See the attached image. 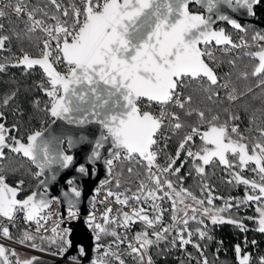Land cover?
<instances>
[{
  "label": "snow or ice",
  "instance_id": "snow-or-ice-1",
  "mask_svg": "<svg viewBox=\"0 0 264 264\" xmlns=\"http://www.w3.org/2000/svg\"><path fill=\"white\" fill-rule=\"evenodd\" d=\"M190 3L204 8L209 15L190 11ZM256 3L258 0H80L79 5L72 2L68 7H64L59 0H47L44 7L29 10L24 0H15L14 4L9 0L6 7H11L17 16L27 15L29 23L26 25V33L39 30L47 37L42 41L43 47L39 56L31 57L24 53L12 63L14 67L23 66L26 71L36 66L42 69L47 87L45 82L38 86L49 98L45 111L57 120L78 127L90 124L100 126L101 132L94 141L95 147L87 157L89 163L100 158L99 149L110 141L109 152L112 158L104 160L110 174L114 160H119L121 156L124 160H135L144 168V178L139 180L138 188L131 195L127 194L130 189H125L124 192L108 190L106 194V198L115 197L117 204L130 207L131 212L118 210V214L112 216L110 215L112 209L107 208L101 215L102 223H93L97 218L95 215L90 216V225L96 234L97 249L103 247L99 243L101 235L114 237V243L118 248L127 237L122 238L116 229H127L139 221L144 224L145 230L136 233L135 243L129 241L127 247L130 254L143 264L148 249L166 239L167 234L172 231L176 233L173 237V246L177 240L181 247L192 243L194 233L188 229L189 220L203 223L202 218L198 219L197 213H200L201 217L209 216L213 224L237 223L245 230L237 221L220 217L219 213L224 212L225 208L204 207V200L197 199L183 187L177 189L169 177L180 172L183 162L180 167L174 166L181 152L194 137L199 136L202 144L198 150L193 151L191 147H187L186 151V156L192 160V166L197 174L203 175L204 166L218 160L219 164L227 169H239L238 172H231L233 180L237 184L245 185L246 189H251V193L246 190L244 200H238L237 205L264 200V128L257 129L259 136L249 147L247 138L239 132L238 126L229 124V121L237 120L239 117L226 109L228 120L224 123H218L219 116L213 115L211 120L207 121L206 131L201 132L198 125L191 126L190 131H187L180 141L176 156L169 157L165 166L157 163L158 152L155 149L158 146V133L166 121L173 134L185 128L180 114L167 111V105L174 104L177 109L183 111L184 116L190 117L195 114L201 123L205 122V112L190 107L192 97L189 95L181 98L177 89L186 79H206L210 85L218 84V77L213 68L204 59V57L213 59L208 46L215 42V45H231L232 48L248 47L246 42L240 45L233 43L223 29H214L213 15L219 11L221 5H226L233 11L246 9L248 14L252 15L253 5ZM48 5H52L55 12H49ZM5 15L6 13L0 10V17ZM218 19L227 21L241 32L245 31L227 15L220 14ZM2 28L3 25L0 24V29ZM8 39L7 35H0V50L4 49ZM252 40L259 50L246 55L258 60L251 73L256 77L264 74V44L259 43L264 41V35L255 34ZM229 63L233 66L235 64L234 61ZM55 64H63L65 71H57ZM4 70L5 65L0 64V71ZM242 75L246 79L248 73ZM260 85H264V79L259 81L258 86ZM222 87L227 88L228 84ZM14 97L15 93L5 96L2 104L7 106ZM143 98L161 107L159 116L139 108L138 102ZM237 99V96L229 93V101ZM2 116L3 113H0V117ZM45 131L47 130L32 132L27 135L24 142L14 136L9 137V129L0 123V158H3L4 148L22 154L40 169L36 173L37 176L45 169L51 168L53 164L68 168L73 163V157L60 151L58 146L61 141L56 137H45ZM9 139L12 141L11 144L8 143ZM85 140L84 136L78 139L69 138L68 144L72 147ZM229 154L233 159H229ZM250 164L254 165L251 171L259 177L258 181L249 180L241 174ZM78 171L84 174L87 169L81 165ZM128 172L131 174L133 169L129 167ZM179 179L182 181V178ZM105 183L107 181L102 182V185ZM115 186L120 187L118 179ZM18 191L19 185L16 188L10 187L5 182V177L0 175V217L13 220L15 213L20 211L23 212L25 221H31L37 216L46 219L40 214L48 207V201L37 200L35 192L24 200H18L16 198ZM72 191L77 197L80 195L75 189ZM201 191H208L207 184L202 185ZM165 199L171 201L172 224L161 228L160 231L152 232L151 236L155 237L153 240L147 229L162 222L164 209L158 201ZM188 199L192 201L191 204L186 203ZM213 199L211 192L208 191L207 204L212 205ZM149 202L155 213L151 217L141 206ZM133 203L136 206L133 207ZM231 206L226 202V207ZM256 211L257 230L264 233V207H257ZM37 223L39 225V221ZM110 225L113 227L109 228ZM0 228H2L0 234L5 238H11L6 226L0 225ZM195 231L200 238L206 235L200 229ZM34 239L25 232L18 242L25 243ZM69 243L61 235L58 254L63 255ZM30 246L43 250L34 242ZM193 246L200 250L198 244ZM111 249V245L105 248L104 255L98 257L92 264H105L104 258L107 256L114 257L117 264H124L119 253ZM235 250L239 255L241 251L239 245ZM80 251L83 254V249ZM6 252L7 250L0 246L2 264H10ZM12 255L15 256L16 253L13 252ZM249 259L248 255H244L239 264H249ZM35 260V257L23 261L17 259L16 264H34ZM147 264H153L150 256L147 258ZM203 264H207L206 259ZM260 264H264V257L260 259Z\"/></svg>",
  "mask_w": 264,
  "mask_h": 264
},
{
  "label": "trees",
  "instance_id": "trees-1",
  "mask_svg": "<svg viewBox=\"0 0 264 264\" xmlns=\"http://www.w3.org/2000/svg\"><path fill=\"white\" fill-rule=\"evenodd\" d=\"M28 8L31 10L35 7H44L47 0H24ZM63 1H61L62 3ZM49 12H55L51 5H48ZM39 16V14H38ZM255 20L264 23V1L255 10ZM0 35H7L9 39L5 42L4 49L0 50V64L5 65V72L0 74V123L9 129L8 136L20 139L25 132L32 126L40 123L49 122V116L45 111L49 98L40 88H36L38 82L37 75L33 69L25 70L23 66L14 67L10 55L13 53L25 52L31 56H36V47L40 42L37 33H26V22L12 14L6 13L0 17ZM255 30H261L256 26H251L245 32L250 33ZM256 52V49L249 48L237 52L234 56H224L220 58L219 67L213 68L218 77L217 85H210L204 79L189 80L184 84L182 89L184 97L191 96L192 103L190 107L198 108L205 112V122L201 123L199 118L193 114L192 116H184L183 111L178 109L181 120L185 123V128L181 129L177 134H171L168 137L166 146L167 152L176 155L177 148L184 134L190 131L191 126L198 125L200 131H206L208 128L207 121L211 120L213 115L219 116L218 123H224L228 120L226 109L239 119L229 121L230 125L238 126L239 132L247 138V143L251 147V143H255V138L259 136L258 128H264V85H259L262 80L261 75L253 77L251 75L254 67L258 64V60H254L246 53ZM234 61L235 64L229 63ZM247 72V78H243V73ZM228 84L227 88L222 85ZM208 89V91H205ZM249 89H251L249 91ZM238 96L235 102L228 100L229 93ZM15 93L7 106L2 104L3 98L7 95ZM215 93V94H214ZM244 93V95H241ZM212 98L209 99L208 97ZM189 107V106H186ZM15 126V127H13ZM202 141L199 136L193 138V141L186 146L181 152L179 159L174 167L181 166L180 172L176 176H170L179 189L183 187L190 191L197 199L205 198L208 191L212 196L219 195L213 199L211 208H222V201H229L232 205L219 215L225 219L237 221L243 225V229L237 223H211L205 221V226H200L198 222L189 220L188 229L195 233L196 229H200L206 233L204 238L192 236L190 245L180 246L176 241L173 246V237L175 231L167 234L166 239L161 240L158 244H154L149 248L151 256L155 264H203L206 259L207 264H239V258L243 255L249 256V264H260V259L264 257V233L257 229L258 213L256 211V203L248 201L237 205V201H243L246 190L251 193V189H246L243 184H237L231 175L232 171L239 169H227L224 165L219 164L218 160L205 165L203 175L197 174L192 166V160L186 156L187 147H191L193 151L198 150ZM211 147V146H209ZM162 154L157 162L163 159ZM4 162L6 166L0 167V175L5 177V182L13 188L19 185V191L16 198L22 200L26 198L34 189L38 178L34 177L35 170L26 160L14 155L10 152L3 151ZM229 159H233L229 154ZM131 167L133 172L130 174L128 168ZM253 165L250 164L248 169L241 173L245 178L259 180V177L251 171ZM139 174V175H138ZM118 180L120 187L115 189H130L135 191L139 186V180L144 178V168L140 164H121L118 166ZM182 178V181L179 179ZM23 182L22 184L20 182ZM232 181V182H229ZM70 186L77 188L76 183H68ZM207 184L208 191L202 192V185ZM116 185V183H115ZM129 193V192H128ZM256 194V193H253ZM264 203V200H262ZM245 206H247L245 208ZM163 207L167 208L162 213V222L156 224L157 229L172 224L170 204L166 203ZM206 207V206H205ZM259 207V206H258ZM264 207V204L261 205ZM150 215V214H149ZM251 218V219H247ZM203 219V218H202ZM182 226V225H181ZM58 228L56 230H60ZM142 226H135L133 231L136 233L144 231ZM10 237L20 240L25 233L22 230L9 228ZM56 231L55 233H57ZM151 239V231L147 229ZM51 233L44 237H35L34 240L25 243H36L42 249L53 252L58 250L60 241L53 243L50 237ZM185 235V234H184ZM32 236V235H31ZM255 241V243H253ZM192 244H198L200 250H196ZM239 245L240 253L236 252V246ZM12 251L7 250L6 255L10 264H16L17 257L12 255ZM58 253V252H56ZM126 264H136L133 254H129Z\"/></svg>",
  "mask_w": 264,
  "mask_h": 264
},
{
  "label": "built area",
  "instance_id": "built-area-1",
  "mask_svg": "<svg viewBox=\"0 0 264 264\" xmlns=\"http://www.w3.org/2000/svg\"><path fill=\"white\" fill-rule=\"evenodd\" d=\"M70 3L75 2L77 5L80 4V0H69ZM12 3H15V0H12ZM24 3L27 5V3L24 1ZM9 4V0H0V10L4 11L5 13L12 14L26 22V25L29 23L28 17L26 14H21L20 16H17L11 7H6V5ZM30 10V9H29ZM39 17V16H38ZM48 23H52V21H48ZM34 33H37L40 37V42L36 47V56H31V57H37L40 54V51L43 47L42 41L46 39L47 37L45 34L39 30L35 31ZM255 34H261L264 35V30L262 31H253L250 33H245V32H238V31H232L228 33L227 35L230 36L231 40L233 43L240 45L242 43H247L248 47H236L232 48L231 45H215V43H212L211 45L208 46L209 50L212 52L213 59H209L208 57H204L205 62L209 64L210 67L212 68H218L219 67V62L220 58L224 56H234L237 52L249 48H254L256 50H259V48L256 46V43L252 40L253 35ZM260 44H264V41H260ZM54 46V45H53ZM203 48L204 46L201 45ZM25 52H19V53H13L10 55V59L12 62H14L15 58L21 57ZM55 67L57 71L64 72L65 67L63 64H55ZM35 72V76L37 75L38 77V82L35 84L36 88H40L38 85H40L42 82H45V86L47 87L45 77L44 75L38 70V69H33ZM4 71H0V74H3ZM261 78L264 79V74L261 75ZM190 79H186L184 83L178 87L177 92L180 94L181 98L184 97L182 89L184 87V84L188 82ZM41 89V88H40ZM235 96V92L231 93ZM238 97V96H237ZM236 101V100H235ZM232 101V102H235ZM138 106L142 111H150L153 114L159 116L161 112V107L156 104L155 102H149L147 99H141V101L138 102ZM167 111L169 112H177L178 109L175 107L174 104H169L166 106ZM48 113V112H47ZM48 122L40 123L38 125L30 127L24 134V136L20 139H22L24 142L26 140L27 135L31 134L32 132L35 131H41ZM173 134L168 126H167V121L165 122V126L160 130L158 133L157 139H158V146L156 147V151L158 152V157L157 160L161 157L163 154L164 157L161 161L157 162L161 166H165L168 158L169 157H175L176 155H171L167 152L166 146L168 144V137ZM112 155H106L102 158L101 160V168L102 170L107 174V178L104 181H107V183L102 185L101 181L97 185H95L91 191V203L85 207L84 214L79 215L77 210H70V209H65L63 214L60 213L59 209V203L56 198L51 197L48 203V207L44 209V211L40 214L41 216L46 217V219H40V216H37L35 219L31 221H25L23 212L17 211L15 213V218L13 220H8L4 217H0V225L1 223H5L6 227L9 228H14V229H19L24 232L29 233L32 236L35 237H44L48 235L49 233L53 232L54 229L62 228L61 226L64 225L65 227L71 223L77 220L78 218L81 219L83 222V225L86 228V232L91 238L92 244L90 247V254H91V262L90 263H82L75 257L68 256L65 259L61 258L60 254L53 255L54 252H49L47 250H38L32 248L30 245L32 243H19V240H16L14 238H5L2 234H0V246H3L6 250H10L12 252H18L25 254L28 257L35 256V257H41L45 258L48 260L52 261H62L64 264H92L94 260H97L98 257H102L105 252V248H107L109 245L112 246V251H116L119 253L120 258L123 259L124 264H126L127 259H129V254L130 250L127 247V243L129 241L135 243L134 237H135V232L133 231V228L135 226H142L145 228L144 224L142 222H135L133 223L129 228H117L116 231L119 233V235L123 237H127V240L119 244V247H116V243H114L115 238L112 237L111 235H101V239L99 243L103 245V247L97 249V241L95 238V232L93 231V227L90 225V216L95 215L97 220L93 223L100 222L102 223L101 220V215L107 208H111L112 212L110 215L116 216L119 211H125V212H131L130 207L122 206L120 204H117L115 202V197H107L106 194L108 190H112L113 192H124V190H119L115 189L113 186H115V183L117 181V173H118V166L121 164H137L135 160H124L123 156L119 160H114V167L111 172L109 173L107 167L104 164V160L106 159H111ZM34 177L37 178L36 173L34 174ZM136 191V190H135ZM132 191V192H135ZM132 192L127 193L128 195H131ZM131 203V202H130ZM132 206H136L134 203ZM142 207H144L147 210L148 215L149 209H148V204H142ZM71 213H75V215H72ZM150 216V215H149ZM39 221V225L37 223ZM39 227V231H37V228ZM113 227L112 225L109 226V228ZM63 230H66L65 228H62ZM151 232L154 231H159L155 225L153 228H148ZM68 232V230H67ZM2 233V231L0 232ZM36 244V243H35ZM138 246V245H137ZM38 248L42 249L39 245ZM81 248L78 247V252L80 251ZM151 257L153 264L154 260L151 256V253L148 249L147 254L144 258L143 264H147V258ZM135 257V256H134ZM75 258V259H72ZM105 259V264H117L116 260L112 256H107L104 258ZM136 264H140V261L137 257H135Z\"/></svg>",
  "mask_w": 264,
  "mask_h": 264
},
{
  "label": "water",
  "instance_id": "water-1",
  "mask_svg": "<svg viewBox=\"0 0 264 264\" xmlns=\"http://www.w3.org/2000/svg\"><path fill=\"white\" fill-rule=\"evenodd\" d=\"M189 5H194L201 11L200 13L203 15H209V13H207L206 10L199 5L195 3H190ZM220 14L229 16L240 25H253L260 28L261 30H264V23H260L252 19L254 14L249 15L246 9H237L236 11H233L226 5H221L219 11L213 15V19L215 21L213 27L216 23L221 22L227 24L232 30L240 31L233 28L232 25L227 23V21L218 19ZM32 69H38L44 75L42 69L39 68V66L33 67ZM204 80L206 81V79ZM48 116L49 122L42 129L47 130L45 131V137L58 138L61 141L58 146L59 150L65 155H71L73 157V163L69 165L68 168H61L59 165L53 164L51 168L45 169L41 175L37 176L38 182L29 195L35 192L37 193V200L44 199L47 200L48 203L50 198L54 197L59 203L61 214H63L65 209H70L77 210L79 215H82L84 214L85 207L91 203V191L93 187L107 178V174L101 168V160L106 155H112L109 152L111 143L110 141L106 142L104 146L99 149L100 158L89 163L87 157L91 154L92 149L95 147L94 141L100 135V126L96 124H90L83 127H78L73 124H68L65 121L57 120L51 117L49 113ZM81 136L86 137L84 142L76 143L72 147L69 146V138L78 139ZM11 143L12 141L9 144ZM3 151L10 152L29 162V164L35 170V173L40 171L39 168H37L28 158L24 157L22 154L13 153L9 148H4ZM81 165H84V167L87 169V172L84 174L78 171V168ZM42 181L43 183H41ZM69 182L76 183L77 188L70 186L68 184ZM72 189L78 191L80 195L77 197ZM1 225L6 226L5 223H1ZM61 227L68 230L66 238L70 242L67 246V250L63 255H61V258L65 259L66 257L71 256L75 257L82 263H90V247L92 241L86 232V228L83 225L81 219L78 218L74 222L69 223L66 227L64 225ZM1 231L2 228H0V232ZM78 247L83 249V254L78 252ZM33 257L35 256H31L28 259ZM35 258L36 260L34 261V264H64L60 260L52 261L41 257ZM0 264H2V261H0Z\"/></svg>",
  "mask_w": 264,
  "mask_h": 264
},
{
  "label": "rangeland",
  "instance_id": "rangeland-1",
  "mask_svg": "<svg viewBox=\"0 0 264 264\" xmlns=\"http://www.w3.org/2000/svg\"><path fill=\"white\" fill-rule=\"evenodd\" d=\"M61 1H63L62 2V6H64V7H68L69 5H70V1L69 0H59V2H61ZM52 6V5H51ZM53 7V6H52ZM54 8V7H53ZM55 10V9H54ZM255 31H262V30H255ZM256 51H258V50H256ZM251 144H254V143H251ZM5 160V159H4ZM4 160L3 159H1L0 158V167L2 166H6L7 165V162H4ZM177 167H179V166H177ZM253 167H254V165H253ZM117 179H118V177H117ZM256 194H258V193H256ZM208 196V195H207ZM214 198H216V197H219V195H214L213 196ZM200 199H202V200H204L205 201V204H204V207L206 206V207H209V208H211V205H208L207 204V197H205V198H200ZM226 202L227 201H222V203H221V206H222V208H225V210H228L229 209V207H226ZM256 204L255 205H258L259 207H261V205H263L264 203H263V201L261 200V201H254ZM158 203L160 204V206H161V208H163L164 209V211H166V209L167 208H165V207H163V205L164 204H166V203H168V204H170V207H169V209H171V201H169V200H167V199H165L164 201H158ZM186 203H188V204H191L192 203V201L190 200V199H188V200H186ZM228 203H229V201H228ZM149 206H148V209H149V213H150V217L151 216H154L155 215V213L153 212V210H152V208H151V206H150V202L149 203H147ZM246 204V203H245ZM258 206H256V209H257V207ZM247 206H245V208H246ZM212 209H215V208H212ZM163 211V212H164ZM189 215H191V213H189ZM180 216H181V219L183 218V214L181 213L180 214ZM197 216H198V219L199 218H203V223H199L200 224V226H205V221H207V222H211L212 223V220H211V218L209 217V216H203V217H201L200 216V213H197ZM221 217V216H220ZM247 219H249V218H247ZM255 220V222L257 221V217L254 219ZM193 223L194 222H197V221H193V220H191ZM257 228H258V224H257ZM242 230V229H241ZM56 231H58V230H55V231H53V232H51V235H50V237H51V239L53 240V241H55V242H57V241H60V236L61 235H63L65 238H66V236H67V232H65V230H63V229H60L57 233H55ZM175 233V232H174ZM175 235H176V233H175ZM194 235L195 236H198L199 237V235H198V233H196V231H195V233H194ZM185 237L187 238V233H185ZM200 238V237H199ZM67 239V238H66ZM178 242H179V240H177ZM180 243V242H179ZM187 245H190V243L189 244H187ZM192 245H194V244H192ZM185 246V245H184ZM195 249L197 250V248L195 247ZM54 253H56V252H58V250H55L54 249V251H53ZM16 253V257H17V259H19V260H21V261H23V260H27L29 257L28 256H26L25 254H22V253H18V252H15ZM244 256V255H243ZM240 259H242V258H239V260Z\"/></svg>",
  "mask_w": 264,
  "mask_h": 264
},
{
  "label": "flooded vegetation",
  "instance_id": "flooded-vegetation-1",
  "mask_svg": "<svg viewBox=\"0 0 264 264\" xmlns=\"http://www.w3.org/2000/svg\"><path fill=\"white\" fill-rule=\"evenodd\" d=\"M263 1H264V0H258V3H256V4L253 6V13H254V15H253L252 19L255 20V10L257 9V7L260 6V4H261ZM189 9H190V11H192V12H197V13H200V12H201V11H200L198 8H196L194 5H189ZM241 26H242V28H244L245 31H246L248 28H250V27L253 26V25H241ZM213 28L216 29V30L223 29V30L225 31L226 34L232 32V31H236V30H232V29H230V28L228 27L227 24H225V23H221V22L216 23V24L214 25ZM245 31H243V32H245ZM238 32H241V31H238ZM245 33H246V32H245ZM10 142H11V139L8 140V143H10ZM69 183H71V182H69Z\"/></svg>",
  "mask_w": 264,
  "mask_h": 264
}]
</instances>
